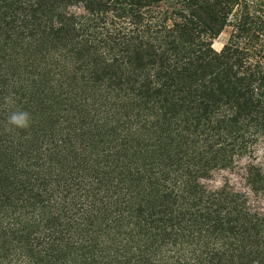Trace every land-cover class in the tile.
<instances>
[{
  "label": "trees",
  "instance_id": "trees-1",
  "mask_svg": "<svg viewBox=\"0 0 264 264\" xmlns=\"http://www.w3.org/2000/svg\"><path fill=\"white\" fill-rule=\"evenodd\" d=\"M259 146L264 0H0V264H264Z\"/></svg>",
  "mask_w": 264,
  "mask_h": 264
},
{
  "label": "rangeland",
  "instance_id": "rangeland-1",
  "mask_svg": "<svg viewBox=\"0 0 264 264\" xmlns=\"http://www.w3.org/2000/svg\"><path fill=\"white\" fill-rule=\"evenodd\" d=\"M231 32V27L226 26L215 38L212 40V45L215 49L219 50L222 48V46L227 42L229 35ZM256 158L259 163H261L264 166V147L259 146L256 150ZM226 176L225 173L222 172H215L213 174L212 179L206 181L208 185H215L217 184L223 177ZM227 176L231 179V182L234 186H241L239 179L237 180L235 177L230 176L227 174ZM253 203L258 206L263 212H264V195H261L259 197H253L252 198Z\"/></svg>",
  "mask_w": 264,
  "mask_h": 264
},
{
  "label": "clouds",
  "instance_id": "clouds-1",
  "mask_svg": "<svg viewBox=\"0 0 264 264\" xmlns=\"http://www.w3.org/2000/svg\"><path fill=\"white\" fill-rule=\"evenodd\" d=\"M8 123L17 128H27L30 123L29 114L25 111L13 112L8 118Z\"/></svg>",
  "mask_w": 264,
  "mask_h": 264
}]
</instances>
